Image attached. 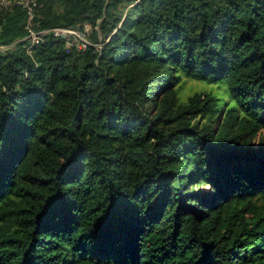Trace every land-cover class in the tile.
Segmentation results:
<instances>
[{
	"label": "trees",
	"instance_id": "1",
	"mask_svg": "<svg viewBox=\"0 0 264 264\" xmlns=\"http://www.w3.org/2000/svg\"><path fill=\"white\" fill-rule=\"evenodd\" d=\"M26 22L0 8V264H264V0H37L81 48Z\"/></svg>",
	"mask_w": 264,
	"mask_h": 264
},
{
	"label": "rangeland",
	"instance_id": "2",
	"mask_svg": "<svg viewBox=\"0 0 264 264\" xmlns=\"http://www.w3.org/2000/svg\"><path fill=\"white\" fill-rule=\"evenodd\" d=\"M71 28L73 29L72 34H74L75 36L73 40L77 39L76 46L78 48H81L83 45L82 42L88 41V38L84 33L90 31V25L87 23H83V25L82 24L76 25V26H72ZM203 89L212 90L216 93V95L227 98L223 90L224 89L223 87L220 86L218 87L216 86V84H208L201 80H194L190 78H186V79L182 78V82L179 90V96L182 99H185L188 95L192 94L193 92L202 91ZM258 136L264 140V130L260 131L258 133Z\"/></svg>",
	"mask_w": 264,
	"mask_h": 264
},
{
	"label": "built area",
	"instance_id": "3",
	"mask_svg": "<svg viewBox=\"0 0 264 264\" xmlns=\"http://www.w3.org/2000/svg\"><path fill=\"white\" fill-rule=\"evenodd\" d=\"M20 5L25 8L26 15H27V22L26 27L28 30L27 36L30 38V43L34 44L41 40L42 35L47 32L51 31L54 36L58 35H71L72 28L71 27H53L50 29L44 30H35L33 28V16H34V9L37 5V0H0V8H11L13 6Z\"/></svg>",
	"mask_w": 264,
	"mask_h": 264
}]
</instances>
